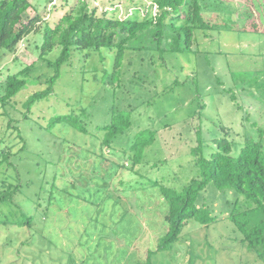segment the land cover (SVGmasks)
<instances>
[{"label": "rangeland", "instance_id": "rangeland-1", "mask_svg": "<svg viewBox=\"0 0 264 264\" xmlns=\"http://www.w3.org/2000/svg\"><path fill=\"white\" fill-rule=\"evenodd\" d=\"M30 1L47 19L60 0ZM69 1L71 5L76 0ZM91 2L99 12L117 9L121 18L142 20L148 9L156 11L153 0ZM201 4L205 17L217 27L250 32L226 28L204 35L199 31L192 45L195 52L185 54L163 51L149 35L138 38L131 43L137 50L126 54L121 81L112 89L94 75L111 69L109 57L101 61L96 54L90 60L87 81L81 80L78 61L65 69L52 101H68L77 109L91 103L89 131L72 129L64 136H50L36 127L26 128L30 147L21 168L25 181L31 183L25 184L15 203L0 207V264H264L237 241L232 224L219 220L231 213L236 195L212 186L202 195L218 220L210 226L191 221L169 250L148 256L167 229L164 199L151 184L158 180L179 187L196 175L191 148L197 144L198 128L206 138L229 134L237 143L236 151L246 138L264 143V89L239 85L233 77L236 72L264 70V0H201ZM65 10H56V17ZM32 37L0 58V69L4 68L0 78L6 69L17 71L33 60L38 72L46 70L31 53L27 39ZM198 85L199 100L195 99ZM229 88L233 99L226 92ZM113 109L128 111L132 126L109 148L102 145L96 125L108 123ZM144 128L157 131L156 140L145 151L144 162L131 170L132 161L122 147L129 149ZM38 153L53 161L42 189L44 173L36 171ZM6 218L27 223L9 224Z\"/></svg>", "mask_w": 264, "mask_h": 264}, {"label": "trees", "instance_id": "trees-1", "mask_svg": "<svg viewBox=\"0 0 264 264\" xmlns=\"http://www.w3.org/2000/svg\"><path fill=\"white\" fill-rule=\"evenodd\" d=\"M69 3V0L56 2L52 15L44 19L30 0H0V58L16 52L19 43L32 35L27 39L32 44L31 53L46 68L38 72L37 62L33 60L17 71L6 69L5 77L0 78V207L7 202L15 203V197L24 192L25 184L31 183L29 179L25 181L21 168L22 162L28 160L24 153L30 147L31 136L24 133L26 128L36 127L50 136H64V132L72 129L82 133L89 131L87 120L92 116L91 103L87 106L82 104L77 109L68 101L62 105L60 101L58 104L52 101L69 65L78 61L83 69L81 80L87 81L89 70L86 65L90 60L96 54L101 61L109 57L112 70L103 69L100 76L97 72L94 75L105 87L112 89L121 81L126 54L137 50L131 43L138 38L144 40L149 35L150 41L157 40L163 46V51L185 54L195 52L192 45L199 31L204 35L226 28L250 32L235 27H217L205 17L201 0H153L152 7L154 5L156 11L148 9L142 20L133 16L121 18L117 9L112 7L99 12L91 0ZM62 8L66 10L56 17V10ZM3 70L0 69V74ZM263 75L264 70L233 73L237 84L254 85L261 90L264 89ZM196 92L195 99L199 100V85ZM226 92L235 98L232 88ZM131 126L132 117L128 111L113 109L108 123L96 125L97 132L102 134L97 136L102 137L103 146L112 148L115 138ZM195 135L197 144L191 152L198 167L196 175L179 187L158 180L151 184L164 199L167 229L157 248L148 252L149 258L153 252L169 250L176 244L191 221L210 226L218 220L215 210L202 195L212 186L236 195L231 213L219 220L232 224L239 235L237 241L243 248L264 260L263 140L246 138L244 145L236 151L237 143L229 138V134L206 138L198 128ZM156 136L157 131L144 128L136 133L129 149L122 147L123 154L132 161L131 170L144 162L145 151L154 144ZM37 155L42 156L40 153ZM36 162L37 174L44 173L41 187L39 185L42 189L49 179V165L53 161L41 157ZM42 163L44 167H41ZM121 165L126 167L124 163ZM25 172L30 173L31 169ZM39 193L38 190L36 194ZM27 219L31 220L32 216ZM26 221L4 220L5 223L19 225Z\"/></svg>", "mask_w": 264, "mask_h": 264}, {"label": "built area", "instance_id": "built-area-1", "mask_svg": "<svg viewBox=\"0 0 264 264\" xmlns=\"http://www.w3.org/2000/svg\"><path fill=\"white\" fill-rule=\"evenodd\" d=\"M156 8V7H155Z\"/></svg>", "mask_w": 264, "mask_h": 264}]
</instances>
